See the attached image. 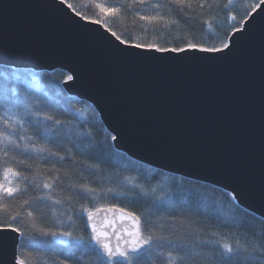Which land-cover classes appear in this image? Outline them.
Here are the masks:
<instances>
[{
    "label": "water",
    "instance_id": "1",
    "mask_svg": "<svg viewBox=\"0 0 264 264\" xmlns=\"http://www.w3.org/2000/svg\"><path fill=\"white\" fill-rule=\"evenodd\" d=\"M238 29L222 52H151L132 62L115 54L101 25L75 17L60 0H0V64L73 75L62 87L92 104L116 137V149L218 186L261 217L264 12L257 10ZM120 210L91 211L113 245L134 227L129 212ZM19 240L0 251V264H15Z\"/></svg>",
    "mask_w": 264,
    "mask_h": 264
},
{
    "label": "trees",
    "instance_id": "2",
    "mask_svg": "<svg viewBox=\"0 0 264 264\" xmlns=\"http://www.w3.org/2000/svg\"><path fill=\"white\" fill-rule=\"evenodd\" d=\"M68 2L73 3L83 14L95 17L97 10L89 0ZM100 2L110 6L117 4L119 0ZM225 2L226 0H218L219 6L214 5L211 9L208 5L203 9L197 8L190 13L193 17L191 20L175 9L171 13L167 8L161 9L165 15L180 21L178 25H172L170 30L161 27L159 31L149 28L145 32L139 26L142 22L133 24L131 12L121 17L109 18V24L118 33L123 32L125 36L138 37L146 42H152L155 38L158 43L174 46L181 44L186 38L194 37L196 42L207 45L215 43L219 46L221 39H228L233 25L241 27L242 24L238 21L244 18L246 11L245 0H233L228 11L235 14L237 20L228 21L227 13L222 8ZM153 11L148 7L144 9V14H151ZM212 17H215L212 21L213 31H209L201 20ZM224 32H228V35L224 36ZM168 41L172 43L169 44ZM67 76L60 69L36 71L0 64V97L4 91L15 86L18 91L10 94L23 102L20 108L0 103V116H5L6 113L23 116L25 104L32 111L40 113L39 117H26L24 130L14 133L13 137L32 136L37 145L68 157L61 162L58 157L48 158L47 153L41 154L29 149L26 155H21L22 149L9 148V157L26 159L32 165V173L39 171L42 176L48 175V170L53 166L59 170L62 183L56 189V198L63 202L54 205L51 201L44 200L33 210L38 211V228L68 231L74 237H45L36 233L29 236L28 233L32 230L28 227V218L25 216L21 227L26 232L24 236H20L17 249L18 257L25 264H59L60 260L69 256V264H99L96 249L89 243L85 227L86 214L79 211L81 205L90 212L115 206L144 220L150 219L154 225L168 224L177 234H181V229L186 232L195 231L198 239L206 238L212 232L225 236L239 232L243 238L245 229L261 220L259 215L240 206L228 191L218 186L152 167L116 149L112 144V134L105 128L94 107L89 102L66 93L62 82ZM45 114L65 122L55 136L49 135L51 123L43 119ZM68 121L72 123L68 124ZM2 127L0 124V128ZM24 143L28 141H21L22 145ZM3 166L23 170L14 160L9 159L7 165L0 160V181L3 180ZM69 183L86 184L95 188L98 195L95 199L90 195L86 198L84 193L78 195L79 189H69ZM109 188L112 192H107ZM141 189L148 191L149 195H140ZM34 194L32 190L29 191V195ZM23 198L26 197L9 200L7 203L16 209ZM242 224L245 228L240 227ZM199 251L193 250L194 254ZM160 252L165 255L168 252L176 254L174 249L168 247L160 249ZM156 264H163V256L156 260Z\"/></svg>",
    "mask_w": 264,
    "mask_h": 264
},
{
    "label": "snow or ice",
    "instance_id": "3",
    "mask_svg": "<svg viewBox=\"0 0 264 264\" xmlns=\"http://www.w3.org/2000/svg\"><path fill=\"white\" fill-rule=\"evenodd\" d=\"M60 3L62 5L66 4L67 8L80 20L101 25L109 34L104 39L112 46L115 54L128 61L135 62L140 58L149 56L151 52L217 53L229 48L226 39H221L219 46H217L215 43L207 45L204 42H196L194 37L182 40L181 44L166 46L156 42L155 38L152 42H146L138 37L125 36L123 32L118 33L113 30L109 24V18L121 17L131 12L133 24L142 22L139 26L145 32L149 28L159 31L161 27L170 30L172 25H178L180 21L178 18L165 15L161 9L167 8L169 13L175 9L191 20L193 17L190 13L195 12L197 8L203 9L205 5H208L210 9L214 5L219 6L218 0H119L117 4L110 6H106L100 0H89V3L97 10L95 17L83 14L68 0H60ZM232 4L233 0H226L222 5L223 10L227 13L226 19L228 21L237 20L236 15L228 11L229 6ZM262 6H264V0H245L244 18L238 22L243 25L244 19L256 13L257 10L264 12ZM148 7H151L154 11L151 14H144V9ZM214 19L215 17L202 19L201 23L206 25L209 31H213L212 21ZM230 31L236 32L239 29L233 25ZM227 35L228 32H224V36ZM160 36H163V32L160 33ZM116 42H118V45H124L125 47H118ZM168 43L172 42L168 41ZM154 59L160 60L163 58L156 57ZM66 80L74 81V76L68 75ZM17 91L15 86L4 91L3 96L0 97V103L20 108L23 102L18 101L17 97L10 94V92ZM39 116V112L32 111L26 104L24 105L23 116L17 113H6L5 116H0V124L3 125L0 128V154H2L0 160L3 161L4 165H7L9 159L14 160L17 165L23 168V170L12 166H3L2 168L3 180L0 181V251L7 250L10 245L15 247L17 235H25L26 229L21 227L25 216L28 218V227L32 230L28 233L29 236L36 233L45 237L65 236L74 239L72 233L68 231L38 228L36 223L38 211L33 210L44 200L51 201L54 205H60L63 202L61 199L56 198V189L62 183L59 170L53 166L52 169L48 170V175L42 176L39 171L32 173V165L28 164L26 159L17 160L15 156L9 157V148H14L22 149L21 155H26L28 150L31 149L41 154L47 153L48 158L58 157L61 162L68 158L67 156H61L58 152H53L45 146L37 145L32 136L16 135L13 137L14 133L24 130L26 117ZM43 119L51 123V128L48 130L50 136H55L56 131L65 123L48 114H45ZM67 123L71 124L72 122L68 121ZM112 139L115 140L116 137L113 136ZM21 141H28V143L22 145ZM53 172L56 174L53 175ZM67 187L69 189H79L77 194L84 193L86 198L90 195L92 199H95L98 195L95 188H91L86 184L69 183ZM137 187L139 186L137 185ZM30 190L35 194L29 195ZM107 192H112V189H107ZM152 192H155V189H152ZM140 195L148 196L149 192L141 189ZM21 197L26 198L20 200L16 209H13L12 205L7 203L9 200H17ZM79 211L88 217L85 227H91L92 235L89 237V243L96 249L99 264H150V261L152 264H156V260L161 256H163V264H264V213L261 214V220L257 224L245 229L243 238H241L239 232H233L230 236L212 232L208 237L198 239L195 231L186 232L181 229V234H177L168 224L154 225L150 219L144 220L142 217L129 212L127 217L132 221L134 227L126 230L125 235L121 238L122 242L121 239H118L117 243L113 245L108 238V234L96 227L92 212L83 205H81ZM120 211L123 212L122 209ZM240 227L245 228V225L242 224ZM166 229L167 234H165ZM166 247L174 249L176 254L174 255L173 252H168L166 255L161 253L160 249ZM194 249L200 251L194 254ZM13 258L15 264H25L23 259ZM70 259V256L65 257L59 261V264H69Z\"/></svg>",
    "mask_w": 264,
    "mask_h": 264
},
{
    "label": "rangeland",
    "instance_id": "4",
    "mask_svg": "<svg viewBox=\"0 0 264 264\" xmlns=\"http://www.w3.org/2000/svg\"><path fill=\"white\" fill-rule=\"evenodd\" d=\"M66 79H64V81H65ZM235 200V199H234Z\"/></svg>",
    "mask_w": 264,
    "mask_h": 264
}]
</instances>
